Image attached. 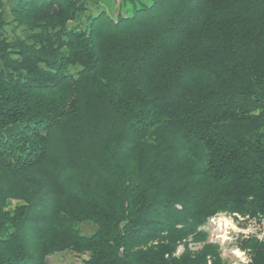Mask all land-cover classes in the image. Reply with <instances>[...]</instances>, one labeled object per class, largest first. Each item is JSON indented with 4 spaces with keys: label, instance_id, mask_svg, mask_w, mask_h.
<instances>
[{
    "label": "trees",
    "instance_id": "obj_1",
    "mask_svg": "<svg viewBox=\"0 0 264 264\" xmlns=\"http://www.w3.org/2000/svg\"><path fill=\"white\" fill-rule=\"evenodd\" d=\"M96 1L0 0V264H223L174 253L264 215V0Z\"/></svg>",
    "mask_w": 264,
    "mask_h": 264
},
{
    "label": "rangeland",
    "instance_id": "obj_2",
    "mask_svg": "<svg viewBox=\"0 0 264 264\" xmlns=\"http://www.w3.org/2000/svg\"><path fill=\"white\" fill-rule=\"evenodd\" d=\"M96 4L107 10V12L114 13L120 8V5H122V0H97ZM223 218L230 221L229 226H224L226 239H222V237H220L222 234L220 232V223H222ZM261 218H264V215L253 216L238 212H217L207 221L208 225H210V228H214L213 230L209 231L204 241L188 240L186 245H178L174 254L180 255L182 252H184L185 248L195 252L201 249L204 243H212L217 245L218 257L223 264H238L248 262V258L250 257L249 252L246 249L236 246L235 243L238 239L245 238L250 235H256L258 240H264V228L259 222ZM79 228L82 233H88V231L91 230V226L86 225L85 222L81 223ZM217 230L220 233L219 237L217 236ZM235 250L243 251L245 253L246 259L241 257L242 255L240 256L241 258H239L237 255H234ZM48 258L50 264H80L78 256L70 251L57 252L50 255ZM210 263L211 258L210 256H207V264Z\"/></svg>",
    "mask_w": 264,
    "mask_h": 264
},
{
    "label": "bare ground",
    "instance_id": "obj_3",
    "mask_svg": "<svg viewBox=\"0 0 264 264\" xmlns=\"http://www.w3.org/2000/svg\"><path fill=\"white\" fill-rule=\"evenodd\" d=\"M229 225H230V221L225 219V218H223L222 223H220V232L222 233L220 237H222V239H226V235H225V232H224V229H225L224 226H229ZM234 255L241 256L242 253L239 250H235L234 251Z\"/></svg>",
    "mask_w": 264,
    "mask_h": 264
},
{
    "label": "built area",
    "instance_id": "obj_4",
    "mask_svg": "<svg viewBox=\"0 0 264 264\" xmlns=\"http://www.w3.org/2000/svg\"><path fill=\"white\" fill-rule=\"evenodd\" d=\"M259 222L262 224V227L264 228V218H261L260 220H259ZM219 224V223H218ZM257 224V223H256ZM258 225V224H257ZM206 228H207V230H208V232L210 231V230H213V228H210V225H208L207 224V226H206ZM217 232H218V230H217ZM217 234V233H216ZM218 237L220 236V233L218 232V235H217ZM241 253H242V256L241 257H246L245 256V253L243 252V251H241V250H239ZM239 258H241L240 256H238ZM246 259V258H245Z\"/></svg>",
    "mask_w": 264,
    "mask_h": 264
}]
</instances>
